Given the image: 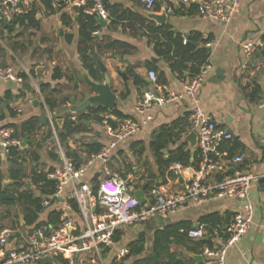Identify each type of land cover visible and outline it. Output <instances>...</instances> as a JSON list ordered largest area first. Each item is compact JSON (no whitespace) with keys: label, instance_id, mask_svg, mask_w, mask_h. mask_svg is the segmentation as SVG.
<instances>
[{"label":"crops","instance_id":"1","mask_svg":"<svg viewBox=\"0 0 264 264\" xmlns=\"http://www.w3.org/2000/svg\"><path fill=\"white\" fill-rule=\"evenodd\" d=\"M240 1V11L229 24H224L210 17L200 15L195 6L184 5L177 0H162L157 3L153 10H147L140 0H109L112 4H121L123 9L129 10L134 15H141L146 24L169 26L175 33L187 36L194 33L202 35V39H205L206 42L200 41V45L208 48L212 67L200 89L201 105L212 114L220 127L232 132V139H238L241 142L243 145L242 150L246 153L244 166L264 177V107L262 108L259 105L264 96V67L257 75V81L261 84L263 90L259 102H252L241 87L242 78L248 70V67H244L243 45L249 40L264 41V0ZM37 5V17L41 20L39 30H26L24 26H17L16 30L10 33L5 28H0V62L4 66H12L20 74L27 75L23 83L0 79V128L20 127L32 117H42L45 113L42 103L40 102V105L34 103L36 99L39 100L38 90L42 83H51L52 89L56 87L61 90V92L55 94L58 98L64 96L70 98L67 103H59L54 110L50 108L58 117V120L61 118L65 120L67 114H70L71 119L73 116L78 118L77 116L81 112L68 113L67 110L73 107L72 99H78V104L82 103L83 98L80 93L88 90L82 76L83 72L88 74L89 72L84 67L79 52L80 33L79 24L76 21L75 6L69 3V0L62 10H59L57 4L53 7L54 11L49 10L42 0H38ZM169 7L173 8V13H167ZM63 13H67L72 17V24L68 25L63 22L61 17ZM151 14H166L167 19L161 24L152 18ZM111 20L102 26L98 36H94L96 43L105 45L111 40H120L133 46L127 52H124L122 48L109 50L102 48L100 51L96 50L95 52L99 54L105 63L112 78L113 88L118 94L116 108L126 115V118H139L135 112L138 96L144 91L154 88L153 82L149 78V72L152 71L150 65L157 67L156 72L158 75L160 71L165 73L167 79L166 89L160 93L169 91L183 93L190 76L186 73V76L181 77L171 71L168 62L156 52L153 34H150L146 28L144 30L137 28V30L131 31L129 28H124L121 23H112ZM260 53L264 55V48L255 52L252 64L261 61ZM57 66L62 69L65 75L61 80H53L52 78L53 70ZM118 70L127 71L128 79L126 81L118 74ZM130 70L139 74L146 81V84L136 85L129 73ZM100 74L103 75V73ZM26 83L31 84V91L25 89ZM77 83L78 90L75 89ZM127 90H129L128 95L122 97ZM7 93L11 94V99L6 98ZM190 109L191 105L187 100L175 101L158 109L153 121L145 126L138 135L120 145L117 154L113 158L114 171L125 179L130 176L136 178L138 189L143 190L144 193L148 191V189H145L147 184H149V187L153 185L167 186L172 190L185 188L191 177V169L196 168L198 165L183 166L184 174L178 176L171 169L173 164L169 171L171 170L170 172L174 176H170L168 171L165 177H159L158 180L153 181L149 174L150 172L157 173L158 166L150 149V143L153 134L162 125L171 123L187 112L190 113ZM64 120L58 124L62 125ZM74 121H77V119ZM86 121H90V123L87 124ZM84 123L89 128L69 140V144L73 149L79 148L82 150V163L90 156L85 146L87 143H99L102 148L111 139L103 122L98 123L90 119L84 120ZM42 125L44 124L42 123ZM192 132L190 126L180 143H186L187 149L192 154H198L197 144L195 147H191V144L186 141L187 136ZM19 139L22 141L20 149L23 150L30 143V139ZM41 139V135H37V142ZM25 141L26 143H24ZM136 142H142L145 145L144 155L149 156L150 166L147 165L145 160H141L139 163L135 162L136 158L144 156L140 157L137 152L132 150V145ZM31 144L28 150L36 148L34 145L36 144L35 139L32 140ZM53 147L57 152L53 140L50 143H44L39 150L42 156V163H38L39 167L28 156L24 164L25 170L22 171L33 174L36 170L43 169L41 168L42 164L46 165L44 170L60 166L61 161L58 152L57 160L50 153ZM176 147L177 145L171 146L172 149ZM225 147L223 150L227 155L223 159L228 160L233 156H229V143ZM8 156L9 154L5 153L0 143V182L3 186L2 192L8 195L2 199L0 204V237L3 232L10 230L6 247L13 249L21 248L33 226L27 227L25 225L24 206L20 204L9 205L7 200L12 199V195H16L18 191L24 189H33L36 195L42 196V200L49 195H41L40 190L32 183L30 178H26L24 185L18 187L17 180L14 179L15 168L13 163L8 160ZM101 168V163L91 167L88 178L92 182L99 176ZM121 172L126 173V177ZM29 181L31 182L30 185ZM251 200L255 206L254 222L241 240L230 247L226 264H264V190L258 183L252 189ZM63 202V199H60L59 202L56 201L51 206L44 207L39 220L45 223L48 222L50 213L52 211L59 213V209L63 207ZM242 205L243 201L236 199H212L206 203L189 206L176 214L154 216L138 226L122 228L120 239L116 240V246L103 249L101 260H98L96 264H112L115 260H122L118 258V253L128 248V245L137 240L142 233L147 235L146 250L142 256L152 255L153 258L155 256L154 259H157L153 251L156 231L181 222L195 226L203 216L212 213H219L222 216L231 213L235 216L236 213L242 210ZM5 207L8 209L3 212L2 208ZM20 208L22 210L19 213ZM73 217L77 223H81V217L77 210L73 212ZM221 231L223 230L218 228L211 230L207 226V234L203 240L211 241L213 246L210 247H218L222 243ZM200 241V239H193L188 236V240L184 243L171 244L170 253H177L178 257L185 259L190 264H198L194 256L202 254L203 248L199 245ZM91 257H94L93 254H89L86 260L76 259L74 264H93L89 261ZM163 258L167 260L168 256L165 254ZM55 259L54 264H56ZM134 260L135 258H129L125 261V264H132ZM202 264L211 263L205 260Z\"/></svg>","mask_w":264,"mask_h":264},{"label":"built area","instance_id":"2","mask_svg":"<svg viewBox=\"0 0 264 264\" xmlns=\"http://www.w3.org/2000/svg\"><path fill=\"white\" fill-rule=\"evenodd\" d=\"M147 10H153L162 0H140ZM188 6H195L197 12L224 24H229L241 9L240 0H177ZM38 0H0V27L3 22L10 23L16 18L27 15L37 8ZM75 7L92 5L85 12L95 15L106 22L111 20L110 12L104 0H69ZM169 7L167 13H173ZM100 30L93 32L98 36ZM187 42V35H182ZM1 42V39H0ZM264 48V41L249 40L243 45L244 67L251 63L256 51ZM211 63L202 66L199 73L190 76L183 93L164 92L165 85L158 82V73L149 72L154 88L144 91L138 96L135 112L139 118L120 119L112 111L104 113L103 124L111 136L98 153L90 154L82 165L78 166L67 155L58 135V117L50 109L43 92L39 89V101L47 114V122L52 128V140L57 147L61 164L48 173V177L56 182L55 191L43 199L44 207L63 199V207L59 209L60 221L55 224L44 223L36 227L28 236L21 248L8 249L10 230L0 237V264H35L40 259H52L63 256L74 264L76 259L96 264L101 260L105 248L116 246V234L127 226H138L154 216H168L193 205L206 203L212 199L231 198L243 201L242 210L236 213L228 226L229 234L218 247L205 246L202 255L211 264H226L227 253L251 228L255 218V206L251 200V192L262 177L244 166L246 153L241 151L228 160L223 157L227 153L222 147L233 138L230 131L220 127L211 113L206 111L200 101V89L208 75ZM0 79L23 83V74L12 66H4L0 62ZM179 100H187L190 105V126L197 133V149L199 163L191 169L190 180L182 190H172L167 186H151L144 193L145 203L136 196L137 180L133 176L125 179L113 169V158L125 141L138 135L155 117L158 109ZM264 107V96L259 103ZM75 116L72 120H76ZM14 127L0 128V143L6 154H10L12 146H21L22 141L15 136ZM102 164L101 172L96 178L95 191L93 182L88 178L91 167ZM175 174H184L183 166L176 163L171 168ZM74 202L77 204L75 208ZM77 210L81 223H77L73 212ZM207 234V226L197 223L188 230L193 239H203ZM129 249L118 253L123 259Z\"/></svg>","mask_w":264,"mask_h":264},{"label":"trees","instance_id":"3","mask_svg":"<svg viewBox=\"0 0 264 264\" xmlns=\"http://www.w3.org/2000/svg\"><path fill=\"white\" fill-rule=\"evenodd\" d=\"M49 10H53L55 4H57L59 10H62L68 0H42ZM91 3H88L86 6L75 7L77 12L76 21L79 24V33H80V43H79V52L81 60L84 64V67L88 70L90 76L95 80H102L103 75L100 74L99 66L96 60L92 59V56L95 54L96 50L100 51L104 49H116L122 48L124 52H127L133 46L127 42L120 40H111L105 45L96 43L93 32L100 30L102 24L98 22L95 15H90L85 12V8L91 6ZM106 8L110 12L111 22L112 23H121L124 28H129L131 31L144 28L150 34H153L155 41V49L159 56L164 58L173 73H177L179 76H188L195 75L200 72L202 66L211 63V55L206 46L200 45V41L203 43L206 42L205 39H202L200 33H194L187 36V42H183L182 34L175 33L169 26H156L152 23L146 24L145 19L137 14L134 15L129 10L123 9L121 4H112L107 0L105 3ZM38 10L34 9L32 12L27 15L16 18L10 23L3 22L0 28H5L10 33H13L16 30L17 26H24L26 30H39L41 27V20L37 17ZM62 20L66 24H72V17L67 13L62 14ZM1 33V30H0ZM261 61L257 64H250L246 74L243 76L241 81V87L243 92L252 102H259L262 95V86L257 81V75L259 74L260 67H264V55L260 53ZM150 68L157 71V67L150 65ZM131 74L134 83L136 85H145L146 81L137 73L129 71ZM24 78H27L26 74H23ZM64 72L62 69L57 66L53 70L52 78L53 80H61L64 78ZM158 82L161 85L167 83L165 73L160 71L158 75ZM51 83H42L41 91L45 95L46 102L49 107L54 110L59 103H67L70 98L64 96L63 98H58L55 94L61 92V90L51 88ZM78 83L75 85V89L78 90ZM129 93V90L123 93L122 97H126ZM6 98L11 99V94L7 93ZM108 112V109L101 106H94L88 109L87 111L81 112L77 117V121H74L70 118V114H67L62 125L57 124L58 135L61 140L63 147L65 148L67 155L73 159V161L78 165H82V155L81 149H73L69 140L71 137L86 131L89 126H86L84 120L96 121L102 123L104 120L103 114ZM112 112L118 115L120 119L126 118L122 112L117 108L113 109ZM190 127V113L187 112L184 116L175 119L171 123L162 125L155 133L153 134L150 149L155 157L156 164L158 166V172H150L149 177L153 181L158 180L159 177H165L170 167L173 164L180 163L182 166L188 167L191 165L197 166L199 163V156L197 153L192 154V152L187 149L186 143H180L184 134L188 132ZM16 129L15 136L17 138H28L30 143L20 149L19 146H12L8 160L16 165L25 164L27 157L29 156L31 161L36 166L39 167L38 163H42V156L39 153V150L43 147L44 143H50L53 137V131L49 123L42 125L40 117H32L29 120L25 121L20 127L14 126ZM37 135H41V141L36 140ZM35 139L36 146L33 150H28L32 145V140ZM229 143L230 147L228 149L229 156H234L238 152L243 151V145L238 139H231ZM227 143L225 145H227ZM172 145H177L175 149H172ZM225 145L222 149H225ZM87 151L90 154L98 153L101 150V144L89 142L86 145ZM54 148V147H53ZM132 150L137 152L140 157H142L146 151V147L142 142H136L132 145ZM53 158L58 159V154L55 150L52 149L50 152ZM55 168L50 167L48 170L38 169L33 174H27L21 169H14V179L17 180L18 187L24 185V180L30 178L32 183L38 187L41 195H50L56 189V182L48 177V173L53 171ZM171 171V170H170ZM169 171L170 176H174L172 172ZM121 174L126 177V173L121 172ZM1 178V175H0ZM94 180L93 186L95 191L98 188V182ZM149 188V184L145 186V189ZM3 191L2 183L0 182V192ZM13 198L7 200L9 205L11 204H20L24 206L25 209V225L28 227L33 226L32 231L44 224L45 222L40 221V214L44 211V206L42 205V196L35 194L33 189H24L23 191H18L16 195H12ZM75 208L77 209V204L74 202ZM234 214L227 213L225 216L220 215L219 213H212L206 216H203L199 223L209 226L211 230L214 228L221 229V234L226 240L229 236L226 233V230ZM48 223L55 224L60 221V213L52 211L49 215ZM47 223V221H46ZM194 227L190 223H175L169 225L163 229L156 231L154 237L153 251L157 256V259H154L152 255L142 256L146 250L147 244V235L145 233L140 234L137 240L131 242L128 245L129 254L125 256L122 260H115L112 264H125L129 258H135L132 264H190L185 259L178 257L177 253H170V246L173 243H184L188 240V230ZM223 228V229H222ZM225 228V229H224ZM31 231V232H32ZM223 232V233H222ZM121 232L119 231L116 234V240L120 239ZM199 245L203 248L205 246H213L211 241H205L200 239ZM168 256V259H164V255ZM56 264H70L69 260L63 256L57 257L55 259Z\"/></svg>","mask_w":264,"mask_h":264},{"label":"water","instance_id":"4","mask_svg":"<svg viewBox=\"0 0 264 264\" xmlns=\"http://www.w3.org/2000/svg\"><path fill=\"white\" fill-rule=\"evenodd\" d=\"M106 2H107V0H104V3H106ZM151 17L156 19L161 24L164 23L167 19L166 14H164V15L151 14ZM97 20L99 23L102 24V26L107 24L106 21H104L103 19L98 18ZM92 59L97 61V64L99 66V70L101 73H103V79L102 80H95L87 72H83L82 76H83V79H84L86 85L88 86V90L80 93L81 97L83 98L82 103L78 104V99H72L73 107L71 109L67 110L68 113L83 112V111H86V110H88L94 106H97V107L101 106V107H104V108L111 111V110L115 109L117 106L118 94L113 88L112 78H111L110 74L108 73V68L106 67L105 63L102 61V59L100 58L98 53H95V55L92 56ZM118 74L122 77V79L124 81H126L128 79L127 71L118 70ZM25 89L27 91H31V84L26 83ZM34 103H35V105H40V101L38 99H36L34 101ZM41 119H42V123L45 124L47 122V114L44 113L42 115ZM63 120L64 119H62V118L59 119L58 123H62ZM86 123L89 124L90 121H86ZM186 141L191 144V147H195L197 144V133L195 131L190 133L187 136ZM24 143H26V141ZM13 167L15 169L19 168L21 170H25L24 165L13 164ZM28 183H29V185L31 184L30 181ZM258 184L264 190V177H261L259 179ZM135 194L140 199V201L142 203H145L146 199L144 197V191L143 190L138 189V190H136ZM7 196L8 195H6L5 193L0 192V204L2 202V199H4ZM194 257H195L198 264H202L205 261V257L202 254L195 255ZM154 258H155V256H154ZM39 263L40 264H54V259H52L50 257H44V258L40 259Z\"/></svg>","mask_w":264,"mask_h":264},{"label":"rangeland","instance_id":"5","mask_svg":"<svg viewBox=\"0 0 264 264\" xmlns=\"http://www.w3.org/2000/svg\"><path fill=\"white\" fill-rule=\"evenodd\" d=\"M37 7H38V5H37ZM38 9V8H37ZM261 69H263V67H260V70H259V73L261 72ZM53 150H54V148H53ZM150 158H149V156L147 155H144L142 158H136V163H139L141 160L142 161H146L147 162V165L148 166H150V160H149ZM46 165H44V164H42V166H41V168H43V169H45L46 167H45ZM7 207H5V208H2V211L4 212V211H7ZM21 210H22V208H20L19 209V213L21 212Z\"/></svg>","mask_w":264,"mask_h":264}]
</instances>
